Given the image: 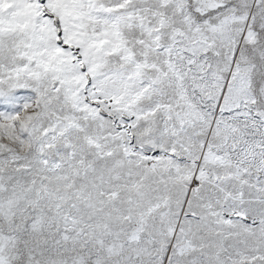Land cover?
I'll return each instance as SVG.
<instances>
[{
  "label": "snow or ice",
  "instance_id": "1",
  "mask_svg": "<svg viewBox=\"0 0 264 264\" xmlns=\"http://www.w3.org/2000/svg\"><path fill=\"white\" fill-rule=\"evenodd\" d=\"M0 264H264V0H0Z\"/></svg>",
  "mask_w": 264,
  "mask_h": 264
}]
</instances>
